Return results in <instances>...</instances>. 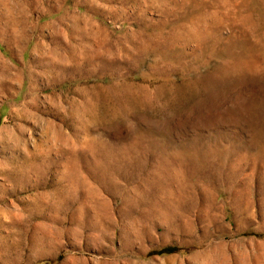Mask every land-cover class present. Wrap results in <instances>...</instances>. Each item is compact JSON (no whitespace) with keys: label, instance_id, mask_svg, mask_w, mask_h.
<instances>
[{"label":"rangeland","instance_id":"obj_1","mask_svg":"<svg viewBox=\"0 0 264 264\" xmlns=\"http://www.w3.org/2000/svg\"><path fill=\"white\" fill-rule=\"evenodd\" d=\"M0 264H264V0H0Z\"/></svg>","mask_w":264,"mask_h":264}]
</instances>
